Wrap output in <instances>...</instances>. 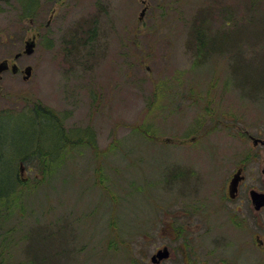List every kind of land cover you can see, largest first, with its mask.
Returning <instances> with one entry per match:
<instances>
[{
  "label": "rangeland",
  "instance_id": "1",
  "mask_svg": "<svg viewBox=\"0 0 264 264\" xmlns=\"http://www.w3.org/2000/svg\"><path fill=\"white\" fill-rule=\"evenodd\" d=\"M5 58L33 69L0 81V264H264L228 190L264 127V0H0Z\"/></svg>",
  "mask_w": 264,
  "mask_h": 264
},
{
  "label": "flooded vegetation",
  "instance_id": "2",
  "mask_svg": "<svg viewBox=\"0 0 264 264\" xmlns=\"http://www.w3.org/2000/svg\"><path fill=\"white\" fill-rule=\"evenodd\" d=\"M35 40H36V36ZM10 40H12V43L15 44L14 36H9ZM33 39V38H31ZM29 39V41L31 40ZM28 42V40H27ZM36 42V41H35ZM22 54L18 58H16V55L14 59H21L23 57ZM5 60L8 61V68L4 70L0 75V81H2V76L4 73L12 72V74H23V78L26 75V69L28 67L32 66L26 65L25 67H22L21 62H14L10 61V59L5 58ZM31 69V71H32ZM32 73V72H31ZM258 132L256 135H253L249 129L242 130L243 140L247 143L249 141V145L245 146V150L249 151L248 158L243 155L242 160L240 161L239 165L237 166L235 173L233 176L239 172L240 181L237 185V190L235 192V198H231L232 201H238L240 200L241 203H244V200L242 202L243 198H248L251 206L255 209L256 213H258L260 216V221H257L256 228L259 231L257 235V242L262 250H264V127H262L260 130H257ZM245 154V153H244ZM21 171L24 170L23 165L21 164L20 167ZM233 178V177H232ZM230 179V182L232 180ZM230 182L228 186V190L230 187ZM252 191L257 192L260 194L262 199V205L259 208H256L257 204L255 205L252 201Z\"/></svg>",
  "mask_w": 264,
  "mask_h": 264
},
{
  "label": "water",
  "instance_id": "3",
  "mask_svg": "<svg viewBox=\"0 0 264 264\" xmlns=\"http://www.w3.org/2000/svg\"><path fill=\"white\" fill-rule=\"evenodd\" d=\"M143 3H146V0H143ZM148 7H145L141 13V19L144 17L146 11H147ZM35 42L34 41H29L27 46H26V54H32L33 51H34V48H35ZM20 55L18 54L17 57H19ZM7 69V63H0V73L3 72L4 70ZM31 67H28L26 69V75H25V79H28L31 75ZM239 172L236 173L231 182H230V187H229V195L231 198H235V192H236V188H237V185L240 181V176H239ZM252 201L253 203L257 206L256 208H259L261 205H262V199H261V196L260 194H258L257 192L255 191H252ZM170 255H171V252L169 250L168 247H164L162 249H159L156 253H154L151 257V263L150 264H162L163 261L167 260L170 258Z\"/></svg>",
  "mask_w": 264,
  "mask_h": 264
},
{
  "label": "trees",
  "instance_id": "4",
  "mask_svg": "<svg viewBox=\"0 0 264 264\" xmlns=\"http://www.w3.org/2000/svg\"><path fill=\"white\" fill-rule=\"evenodd\" d=\"M39 106H40V105H39ZM37 110H38V109H37ZM38 111H40V110H38ZM44 113H45V115H46L47 117H49V116L51 117V115H50V114H51V111L45 110ZM42 157H43V156H42ZM42 159H43V158H42ZM44 174H45V173H44Z\"/></svg>",
  "mask_w": 264,
  "mask_h": 264
}]
</instances>
